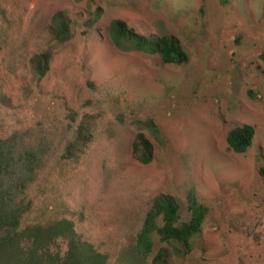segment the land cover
Masks as SVG:
<instances>
[{"label": "rangeland", "instance_id": "obj_1", "mask_svg": "<svg viewBox=\"0 0 264 264\" xmlns=\"http://www.w3.org/2000/svg\"><path fill=\"white\" fill-rule=\"evenodd\" d=\"M59 11L71 21L63 43L49 32ZM114 19L152 40L176 36L188 64L116 48ZM44 52L50 70L37 80L29 61ZM262 54L264 0H0V141L40 152L28 200L45 218L73 220L112 264L156 195H174L185 219L191 190L211 214L205 250L180 264H264ZM90 122L84 156L63 161ZM244 124L256 127L252 146L231 153L227 135ZM138 134L154 144L146 165L132 154Z\"/></svg>", "mask_w": 264, "mask_h": 264}, {"label": "trees", "instance_id": "obj_2", "mask_svg": "<svg viewBox=\"0 0 264 264\" xmlns=\"http://www.w3.org/2000/svg\"><path fill=\"white\" fill-rule=\"evenodd\" d=\"M49 32L58 43L71 38V21L65 12L53 14ZM107 32L113 45L122 51L157 55L164 65L181 67L189 62L188 53L174 35H162L152 40L119 19L109 23ZM261 58L264 64V54ZM50 63L49 52L37 53L30 58V69L37 80L47 75ZM247 93L252 100L260 99L253 89ZM147 124L159 138L160 127L155 120L151 119ZM255 136L254 125H238L227 135V150L244 154L252 146ZM92 141L90 122L80 127L62 156L63 161L82 158ZM154 151L150 139L143 134L136 136L132 144L135 160L149 164L154 159ZM42 163L39 151L16 150L12 139L0 141V264H112L114 258L85 240L73 220L45 218L39 212L41 206L34 205L33 199L28 200L26 192H31L30 186L39 177L37 170ZM260 175L264 176V167L260 169ZM186 198L187 218L182 219L181 207L174 195H156L140 228L126 242L113 264H180L192 258L197 248L204 251L205 247H200L199 243L206 231L211 208L207 202L198 200L192 190Z\"/></svg>", "mask_w": 264, "mask_h": 264}]
</instances>
